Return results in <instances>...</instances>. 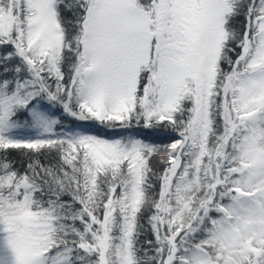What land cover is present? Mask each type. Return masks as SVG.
<instances>
[{
  "label": "snow or ice",
  "instance_id": "6c2138e0",
  "mask_svg": "<svg viewBox=\"0 0 264 264\" xmlns=\"http://www.w3.org/2000/svg\"><path fill=\"white\" fill-rule=\"evenodd\" d=\"M0 264H264V0H0Z\"/></svg>",
  "mask_w": 264,
  "mask_h": 264
},
{
  "label": "trees",
  "instance_id": "16d2710c",
  "mask_svg": "<svg viewBox=\"0 0 264 264\" xmlns=\"http://www.w3.org/2000/svg\"><path fill=\"white\" fill-rule=\"evenodd\" d=\"M61 115V118L63 119V123L65 124V126H70L73 124V120L71 117H67L66 119H64V116L63 114H60ZM153 139H166V138H163V137H160V138H157V137H154ZM13 155H17V153H13Z\"/></svg>",
  "mask_w": 264,
  "mask_h": 264
}]
</instances>
